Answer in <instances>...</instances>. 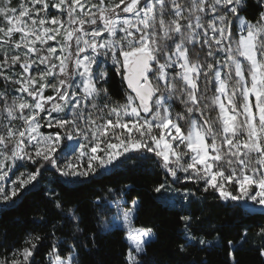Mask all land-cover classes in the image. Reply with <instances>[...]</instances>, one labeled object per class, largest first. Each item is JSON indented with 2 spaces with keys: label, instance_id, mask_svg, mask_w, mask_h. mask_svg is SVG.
Segmentation results:
<instances>
[{
  "label": "snow or ice",
  "instance_id": "snow-or-ice-1",
  "mask_svg": "<svg viewBox=\"0 0 264 264\" xmlns=\"http://www.w3.org/2000/svg\"><path fill=\"white\" fill-rule=\"evenodd\" d=\"M247 7L0 0V205L42 191L31 220L51 228L47 264H82V251L114 231L127 245L124 264H155L148 247L162 226L136 225L144 200L133 184L112 182L149 169L162 176L148 189L152 199L175 211L179 252L204 253L192 264H209L207 254L225 243L204 201L264 218V0L254 19ZM114 75L120 100L109 87ZM93 185L86 202L64 198L66 186ZM65 229L71 239L57 235ZM238 229L226 240L228 264H240L246 245L264 264V222L251 242L252 226ZM46 238L30 232L7 247L0 236V264H34Z\"/></svg>",
  "mask_w": 264,
  "mask_h": 264
},
{
  "label": "trees",
  "instance_id": "trees-1",
  "mask_svg": "<svg viewBox=\"0 0 264 264\" xmlns=\"http://www.w3.org/2000/svg\"><path fill=\"white\" fill-rule=\"evenodd\" d=\"M257 0H247V11L250 18L254 19L256 13L255 5ZM113 92V97L116 100L121 99L119 92V77L114 75L112 84L109 85ZM215 115V114H213ZM160 170H147L140 174H133L130 177L116 176L112 178V182L116 187H122L124 183L134 185V195L138 194L144 200V210L135 221L136 225L140 226H162L159 227L158 238L148 247V261H154L155 264H192L193 259L199 261L204 255L203 252L191 250L192 254H181L178 250L179 244V226L176 221L175 211L160 206L152 199L154 193L148 191L155 180L162 179L159 174ZM46 180V179H45ZM119 181V183H115ZM45 185L42 184L41 188ZM191 186V185H189ZM96 190V186L77 190L72 186H66L64 190V198L69 203L77 201L86 202L91 192ZM198 196H211V193H197ZM205 211L204 216L211 224L216 226L221 237L225 241L223 247L217 248L208 253L209 264H228V249L226 240L235 235L239 230L238 226L242 223H247L252 226L253 231L250 233V242L254 239L255 226L264 222V218L259 216L254 219L241 218L233 216L226 212L223 208L217 206L215 201H204ZM42 191L27 193L21 201L14 207H0V236H3V243L10 247L13 244L20 246L23 244L24 238L28 233L39 234L42 237H47L38 244V251L35 254L34 264H47V254L51 250L53 237L51 228L43 224H34L31 220L34 211L37 208L43 209ZM55 212L54 209H50ZM6 233V235H3ZM88 234L87 232L85 233ZM58 236L64 239H71L72 233L65 229L63 233L57 232ZM77 239L81 237L77 236ZM250 245L245 246V250L237 253V258L240 264H260V258L255 251H249ZM127 245L124 241L122 231H114L103 236L98 247L91 253L82 251V264H124L125 252ZM0 254H5L4 249L0 248Z\"/></svg>",
  "mask_w": 264,
  "mask_h": 264
},
{
  "label": "rangeland",
  "instance_id": "rangeland-1",
  "mask_svg": "<svg viewBox=\"0 0 264 264\" xmlns=\"http://www.w3.org/2000/svg\"><path fill=\"white\" fill-rule=\"evenodd\" d=\"M19 3V0H13V5H16V4H18ZM52 179V177L51 176H46V180H45V183H44V185H46V182H47V180H51ZM191 187V186H190ZM202 192V191H201ZM203 193V192H202ZM2 206H4V205H0V207H2ZM0 255H4V254H0Z\"/></svg>",
  "mask_w": 264,
  "mask_h": 264
}]
</instances>
